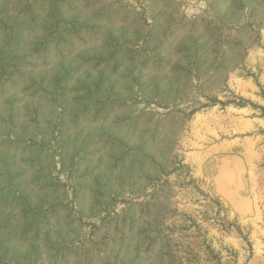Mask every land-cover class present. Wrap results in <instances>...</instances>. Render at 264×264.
Segmentation results:
<instances>
[{
    "label": "rangeland",
    "instance_id": "rangeland-1",
    "mask_svg": "<svg viewBox=\"0 0 264 264\" xmlns=\"http://www.w3.org/2000/svg\"><path fill=\"white\" fill-rule=\"evenodd\" d=\"M0 264H264V0H0Z\"/></svg>",
    "mask_w": 264,
    "mask_h": 264
}]
</instances>
